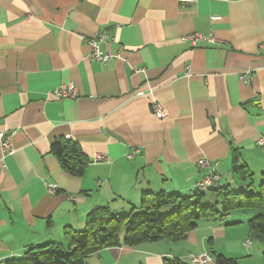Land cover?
Wrapping results in <instances>:
<instances>
[{
  "label": "crops",
  "instance_id": "crops-1",
  "mask_svg": "<svg viewBox=\"0 0 264 264\" xmlns=\"http://www.w3.org/2000/svg\"><path fill=\"white\" fill-rule=\"evenodd\" d=\"M98 31L106 34L101 49L117 57H91L86 39ZM190 33L220 43L192 47L180 39ZM262 44L264 0H0V131L13 149L0 148V263L38 245H65L64 228L83 229L95 207L126 214L144 192L192 195L200 158L217 163L221 187L256 192L264 170V146L255 144L264 136ZM242 71H251L249 82ZM68 83L75 97L51 94ZM60 136L84 153L82 175L51 151ZM235 160L250 177L232 171ZM206 193L217 200L206 191L200 204ZM250 217L230 210L179 239L106 247L85 264L189 263L201 252L212 255L205 264H215L214 253L264 264Z\"/></svg>",
  "mask_w": 264,
  "mask_h": 264
},
{
  "label": "trees",
  "instance_id": "trees-1",
  "mask_svg": "<svg viewBox=\"0 0 264 264\" xmlns=\"http://www.w3.org/2000/svg\"><path fill=\"white\" fill-rule=\"evenodd\" d=\"M51 151L68 173L82 175L87 159L76 141L57 137L51 143ZM232 171L243 179L251 176L245 165L237 160L233 162ZM203 193L197 190L192 195L144 192L140 207L132 206L126 214L111 215L107 206L95 207L87 214L83 229L64 228L65 245L49 242L31 247L24 256L6 259L0 264H85L86 256L106 247L133 245L163 237L179 239L200 219L220 217L234 209L251 213L248 228L262 244L264 256V170L256 192H233L223 187L213 189L220 209L212 204H200ZM213 260L215 264H237L236 259L221 253H214ZM163 264L190 263L167 257Z\"/></svg>",
  "mask_w": 264,
  "mask_h": 264
},
{
  "label": "built area",
  "instance_id": "built-area-1",
  "mask_svg": "<svg viewBox=\"0 0 264 264\" xmlns=\"http://www.w3.org/2000/svg\"><path fill=\"white\" fill-rule=\"evenodd\" d=\"M180 3L191 2L194 0H175ZM219 17L216 15L211 16V19L216 20ZM106 37L105 32H96L92 37L86 39L87 44L90 48V55L92 58L98 61H108L114 57H117L118 54L110 53L104 49H101L100 42L103 41ZM182 41H186L190 46L196 47L199 42L204 41L210 44H218L220 43V39L212 33L209 34H200V33H190L185 34L180 37ZM264 48V44L261 45ZM185 76H189V71L185 72ZM239 79L241 82L247 83L251 79V71H242L239 74ZM137 94H143L142 90L136 91ZM54 97H75L77 95V90L75 86L71 83L63 84L51 92ZM151 110L155 113L157 118H161L165 116V112L160 108L159 104L155 101L151 103ZM258 146H264V136H260L256 139L255 142ZM0 148L3 153L10 154L13 152L10 144V136L6 134L4 131H0ZM104 159V155L95 154L94 161H100ZM197 165L203 168V173L201 177L195 181L194 190L196 191H211L213 189H217L221 187L220 184V175L216 170L217 163L214 161H210L207 158H200L197 160ZM56 184H53L48 187V191L53 193ZM247 242H249L247 240ZM190 264H205L212 260V255L208 252L201 253H191L188 255Z\"/></svg>",
  "mask_w": 264,
  "mask_h": 264
},
{
  "label": "rangeland",
  "instance_id": "rangeland-1",
  "mask_svg": "<svg viewBox=\"0 0 264 264\" xmlns=\"http://www.w3.org/2000/svg\"><path fill=\"white\" fill-rule=\"evenodd\" d=\"M252 179H253L254 182L257 181V180H259L258 177L257 178H254L253 177ZM260 180H261V177H260ZM204 196H205V198L201 200V203L202 204H204V205L205 204H212V205H215V207H217V208L219 207V205H218L219 203L216 202V200L212 199L211 198V195L209 193H206ZM239 233H240V231H238L236 233V236L240 235Z\"/></svg>",
  "mask_w": 264,
  "mask_h": 264
}]
</instances>
